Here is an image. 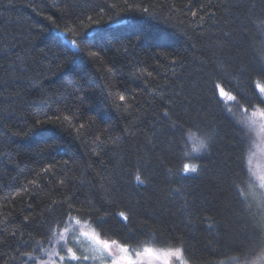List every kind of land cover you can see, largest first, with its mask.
Instances as JSON below:
<instances>
[{"label": "trees", "instance_id": "obj_1", "mask_svg": "<svg viewBox=\"0 0 264 264\" xmlns=\"http://www.w3.org/2000/svg\"><path fill=\"white\" fill-rule=\"evenodd\" d=\"M113 2L0 0V205L6 199L15 198L10 213L0 223V231L5 232L0 239L14 230H19L25 239L28 233L35 234L41 219L40 201L52 198L55 193L50 189L56 188L59 178H67L72 180L73 193L80 200L77 207H83L85 200L100 207L102 199L107 202L104 189L109 183H117L125 203L130 199L133 204L137 201L141 204L133 231L151 233H137L139 243L134 242V249L146 244L164 247L153 220L163 219L171 227L185 219L180 197L169 196L170 189L184 185L190 193L187 196L190 207L195 204L191 207L194 226L187 230L185 257L190 259V264H220L221 261L238 264L230 257L240 254L216 244L215 233L206 230L211 222L203 219L223 212L226 206L234 207L236 218L230 213L225 215L229 220L239 219V223L231 225L237 235L247 222L251 225L264 222V207L251 198L250 209L245 205L241 210L231 203V174L240 173L241 161L232 139L234 130L227 122L221 128L212 125L205 129L209 143L215 146L211 157L199 160L195 159L199 154L193 153L190 158H182L181 143L171 152L161 153L164 161L153 187L145 190L138 186L135 176L138 174L136 161L148 152V140L159 137L166 144L171 139L161 116L162 101L167 102L173 93H179L180 99L187 103H178L177 114L183 119H195L197 110L207 106L205 96L211 95V79L223 75L219 72L220 66L233 73V65L241 60L247 62L264 56V42L245 40L239 34L241 29L250 36L255 33L245 11L247 0H143L145 6L153 5L150 16L119 9L108 11L106 6ZM189 3L191 10L186 7ZM209 3L212 7L205 8ZM68 4L80 5L88 10L86 15L93 17L99 11L97 6L107 12L100 17L101 24H86L80 30L89 36L98 32L108 34L107 43L93 44V50L100 52L99 59H90L87 49L81 54L69 43L76 37L63 31ZM92 8L97 11H91ZM260 8L257 3L252 16L257 25ZM193 11L198 13L197 17L192 16ZM211 13L215 15L210 16ZM225 33L231 34L230 38H225ZM13 64L15 70L7 71ZM228 79L231 85H223L228 92L233 91V86L240 87L241 81L235 75ZM121 95L125 96L124 101L119 100ZM66 107L71 109L68 121L63 120L69 115ZM57 116L61 119L55 124L32 128L36 118L56 120ZM235 118L241 119L239 112ZM81 124L83 129L79 127ZM253 140L254 134L249 129L243 152V179L257 184L248 171ZM185 162L205 165L208 171L203 175L179 171ZM45 168L50 169L48 176H43ZM168 169L173 175L167 174ZM37 173L42 177L38 185L33 183ZM53 176L57 177L55 181ZM256 190L260 191L258 187ZM36 191L40 196L35 203H30V196ZM205 197L207 204L201 206ZM120 210H123L120 204L111 208L113 213ZM24 216L33 217L35 223L26 225ZM81 224L104 239L119 238L107 231L101 235L90 218ZM11 243L17 246L15 241ZM0 253L13 255L10 247L0 248Z\"/></svg>", "mask_w": 264, "mask_h": 264}, {"label": "snow or ice", "instance_id": "obj_2", "mask_svg": "<svg viewBox=\"0 0 264 264\" xmlns=\"http://www.w3.org/2000/svg\"><path fill=\"white\" fill-rule=\"evenodd\" d=\"M257 3L261 5L259 16L256 18L260 21L259 25L252 19ZM97 7L99 11L97 16L93 17L86 15L88 10L80 5L68 4L63 16V31L76 37L69 41L71 46L81 54L87 49V56L93 60L100 58V52L93 50L95 48L93 44L99 41L107 43L108 34L98 32L89 36L88 32L81 34L80 30L86 24H101L100 17L107 15V12L103 7ZM106 7L108 11L119 9L122 12H141L145 16L152 15L153 9V5L150 3L145 6L143 0H123L122 3L114 0L110 6ZM169 7L175 9L174 5ZM186 7L191 10V3ZM208 7H212V5L209 3L205 6V8ZM90 10L96 12L97 8ZM245 11L248 13L249 24L255 28V33L250 36L249 33L241 29L240 36L245 40L251 38L252 40L259 39L264 42V0H247ZM197 15L196 11L192 12L193 17H197ZM214 15V13L210 14V16ZM47 19L55 24L51 16H48ZM200 19L203 21L202 16ZM37 31L42 32L43 29ZM224 35L225 38H230L231 34L225 33ZM60 46L64 47L63 45ZM236 46L239 47L238 44ZM72 55L75 57L76 53ZM172 63L175 64L176 61L173 60ZM233 67V73H228L222 66L219 67V72L223 75L211 79L212 87L209 89L211 95L205 96L207 106L202 105L197 110L195 119H183L177 114L178 103H187V100L182 101L180 99L179 93H173L172 96L167 98V102L162 101L161 116L165 121L166 133L171 136V139L166 144L161 142L159 137L148 140L146 145L148 152L136 161L138 174L135 176V180L138 182V186L144 187L145 190L153 187L156 173L164 161V156L161 153L171 152L173 147H179L181 143L183 144L181 149L182 158H190L193 153L199 154L195 157L199 160H203L204 156L211 157L215 146L209 143V137L205 129L212 125L221 128L224 127L223 122H227L234 130L232 139L235 140L236 147L239 149L238 155L241 161L239 165L240 173L231 174V183L229 184V191L233 193L231 203L241 210L244 209L245 205L250 209L252 207L251 198V200L257 202L258 206L264 207V172L258 173L252 171L251 168L248 170L256 177L258 185L250 180L243 179V152L245 142L248 139V130L257 124L256 117L264 121V82H262L264 81V56L259 59H249L247 62L241 60L239 64H234ZM15 68L16 65L13 64L7 71L15 70ZM147 75L150 77L152 73L149 72ZM197 75H201V73L198 72ZM230 75H235L241 81L240 87L233 86L232 92L226 91L223 86L225 83L231 85V80L228 79ZM241 88L244 90H241ZM181 92H183V88H181ZM201 95H204V93L201 92ZM225 98L229 102L228 105L224 103ZM119 100L124 101L125 96H119ZM78 102L83 103L82 100ZM249 109H252L250 116L248 115ZM65 110L69 112V115L64 116L63 120L68 121L71 109L66 107ZM236 112L240 113L241 119L237 120L235 118ZM60 119L59 116L56 117V120L36 118L32 121V128L36 129L47 124H55ZM79 127L83 129L84 125L81 124ZM153 131L155 132V129ZM259 131L264 133V123L259 124ZM97 140H99V137H97ZM248 163L251 164V159ZM179 171L203 175L208 171V168L202 164L185 162ZM49 172L50 169H43V176H48ZM167 174L169 176L173 175L172 170L168 169ZM187 178L185 177V179ZM56 179L57 177L53 176V181ZM41 182V174L37 173V180L33 183L38 185ZM72 183L71 179L59 178L56 188L50 189L55 195L47 201H40L38 206L42 205L41 219L35 234L30 232L25 239L19 230H14L8 232L4 239H0V248L10 247L13 252L11 256L7 253H0V264H29V262L30 264H89L90 261L95 260H99L100 264H139L145 258H147V264H153L154 261L172 264L173 259L179 261V264H190V259L186 258L185 254L188 253L189 234L187 230L194 226L191 218V207H195V204L193 202L190 207V202L187 199L190 193L186 186L181 185L179 188L169 190V196H177L182 200V212L185 219L181 220L179 224L174 223L171 227H168L163 219L153 220V223L158 226L157 231L161 234L160 239L165 246L156 248L146 244L142 250H135L133 247L134 242L139 243L137 233L139 235H151L150 232L141 231L140 229L133 231L136 228V217L141 207L140 202L137 201L133 204L129 199V202L125 203L124 198H121L118 184L112 182L109 183L108 188L104 189L107 202L102 199L100 207H97L95 203L85 200L83 207H77L80 200L73 193ZM257 187L260 191L256 190ZM39 196V191H36L30 196V203H35ZM14 203L15 198L6 199L5 203L0 205V223H3V217L10 213V205ZM117 204L122 205L123 210L113 213L111 208ZM203 204H207L206 197L201 206ZM225 213H230L234 218L237 217L234 207L226 206L223 212L203 218L211 222L206 230L215 233V243L222 244L230 252H238L239 257H230V259L238 261V264H264V222H258L257 225H251L250 222H247L245 228L237 235L231 225L234 222L239 223V219L229 220ZM85 218L91 219L96 228L101 230V235L107 231L119 238L104 241L93 238L91 247L81 252L73 246L71 239H69L70 228L67 225L73 222L80 225ZM23 220L26 225L35 223L34 218L31 216H24ZM112 221H115V223H112ZM176 233L181 234L176 235ZM81 235L87 237L89 234L82 232ZM0 236H5V232L0 231ZM37 236L40 239H37ZM191 238L194 239V237ZM54 240H58V247H53L49 251L45 245L52 244ZM11 241H15L17 246H13ZM257 250H259L258 255ZM44 256H47L48 259H44ZM251 257H255V259H251ZM220 264H224V262L221 261Z\"/></svg>", "mask_w": 264, "mask_h": 264}, {"label": "rangeland", "instance_id": "obj_3", "mask_svg": "<svg viewBox=\"0 0 264 264\" xmlns=\"http://www.w3.org/2000/svg\"><path fill=\"white\" fill-rule=\"evenodd\" d=\"M224 101L228 105L229 102L227 101V98H225ZM248 115L250 116L251 112L248 113ZM256 120H257V124L252 128V132L254 134V140H253L254 143L249 159H251V164H250L251 170L259 173V172H264V133H261L259 131V124L264 123V121H261L259 117H256ZM253 177L258 184L256 177L255 176ZM68 227L70 228L69 238L72 236L73 233H75L71 238L73 246L78 248L81 252L91 247V242L93 238L99 239L101 241L107 240L102 238L95 230H93L87 225L84 224L77 225L73 222L70 223ZM82 232H87L89 235L85 237L81 235ZM53 247H58V240H54L52 245L48 247L49 251H51ZM142 248L143 247L136 248L135 250H142ZM43 258L48 259L47 256H44ZM133 258L135 259L134 256ZM89 264H100V261L99 260L90 261ZM139 264H147V258L140 261ZM153 264H163V262L154 261ZM172 264H179V261L173 259Z\"/></svg>", "mask_w": 264, "mask_h": 264}]
</instances>
